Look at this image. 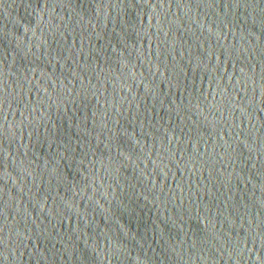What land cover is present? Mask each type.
<instances>
[{
  "label": "water",
  "instance_id": "1",
  "mask_svg": "<svg viewBox=\"0 0 264 264\" xmlns=\"http://www.w3.org/2000/svg\"><path fill=\"white\" fill-rule=\"evenodd\" d=\"M0 264H264V0H0Z\"/></svg>",
  "mask_w": 264,
  "mask_h": 264
}]
</instances>
